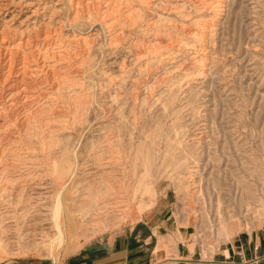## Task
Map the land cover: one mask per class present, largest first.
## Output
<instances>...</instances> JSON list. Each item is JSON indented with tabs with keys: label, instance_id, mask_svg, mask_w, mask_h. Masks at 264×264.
<instances>
[{
	"label": "rangeland",
	"instance_id": "374dc122",
	"mask_svg": "<svg viewBox=\"0 0 264 264\" xmlns=\"http://www.w3.org/2000/svg\"><path fill=\"white\" fill-rule=\"evenodd\" d=\"M163 198L152 264L264 235V0H0V262Z\"/></svg>",
	"mask_w": 264,
	"mask_h": 264
},
{
	"label": "crops",
	"instance_id": "0c3cea01",
	"mask_svg": "<svg viewBox=\"0 0 264 264\" xmlns=\"http://www.w3.org/2000/svg\"><path fill=\"white\" fill-rule=\"evenodd\" d=\"M171 203L162 199L155 206L147 209L131 226L123 227L113 233H104L85 243L76 252L67 256L61 262H54L42 257H19L0 262V264H152L158 253L164 252L155 248L159 236L171 235L173 223L170 220ZM261 245L264 249V235L260 232L234 236L230 242L221 243L218 249L208 255L213 260H221L223 255L240 260L238 252H243L244 258L254 255L253 244ZM227 252V254L225 253ZM177 264H197L198 258L182 240L177 241Z\"/></svg>",
	"mask_w": 264,
	"mask_h": 264
},
{
	"label": "built area",
	"instance_id": "2783aa9c",
	"mask_svg": "<svg viewBox=\"0 0 264 264\" xmlns=\"http://www.w3.org/2000/svg\"><path fill=\"white\" fill-rule=\"evenodd\" d=\"M253 252L254 255L252 258L245 259L243 252H238L237 255L240 256V260H235L232 257H227L226 255H223V258L221 260H213L211 258H208L207 260H197V264H264V249L260 251L261 245L254 243L253 244Z\"/></svg>",
	"mask_w": 264,
	"mask_h": 264
},
{
	"label": "bare ground",
	"instance_id": "6f19581e",
	"mask_svg": "<svg viewBox=\"0 0 264 264\" xmlns=\"http://www.w3.org/2000/svg\"><path fill=\"white\" fill-rule=\"evenodd\" d=\"M163 246L164 245H159L156 249H155V252H157V250H163ZM165 249V248H164ZM166 250V249H165ZM227 254V252H226ZM166 260H169V262H171L172 264H177L178 263V260L177 258H168ZM201 260H203L202 258V254H201ZM207 260V259H206Z\"/></svg>",
	"mask_w": 264,
	"mask_h": 264
}]
</instances>
